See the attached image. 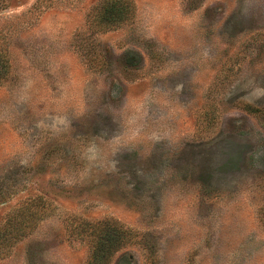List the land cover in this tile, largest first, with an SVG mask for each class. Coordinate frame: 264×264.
Listing matches in <instances>:
<instances>
[{
  "label": "rangeland",
  "instance_id": "1",
  "mask_svg": "<svg viewBox=\"0 0 264 264\" xmlns=\"http://www.w3.org/2000/svg\"><path fill=\"white\" fill-rule=\"evenodd\" d=\"M114 227L106 264H264V0H0V264Z\"/></svg>",
  "mask_w": 264,
  "mask_h": 264
},
{
  "label": "trees",
  "instance_id": "2",
  "mask_svg": "<svg viewBox=\"0 0 264 264\" xmlns=\"http://www.w3.org/2000/svg\"><path fill=\"white\" fill-rule=\"evenodd\" d=\"M111 11V10H110ZM114 12H115V17H116V20H123L125 16H123V14L125 13L123 10H121L120 8H115L114 11L112 12V15L114 16ZM111 13V12H110ZM129 59L130 61H138V57L136 54L134 53H130L129 54ZM31 214V212H30ZM28 224L25 223V225L22 227L23 229L25 227H27ZM31 226V224H29V227ZM104 228V229H102ZM102 228H99L98 225H96L95 227H93V231L95 233H97V231L99 229H101L102 231L105 232V227H102ZM19 231H21V229H18V231L14 233L9 237L7 238L8 240V243H9V240L13 237V240H16L18 239V236L17 234L19 233ZM117 231V228L114 227V232ZM113 232V230H112ZM117 237L118 239L115 237V240L111 241L112 243L109 245V244H106V242H104L103 239H97V238H94L92 240V242L90 243V254H89V258H88V264H106V257L108 256V253H109V250L112 249L113 247H118L120 246V238H121V233H122V230H121V233L119 231H117ZM120 233V235H119ZM122 237H124L122 235ZM4 239L0 240V251H5L6 250V246L8 243H6L5 241H3ZM11 243H12V240H11Z\"/></svg>",
  "mask_w": 264,
  "mask_h": 264
}]
</instances>
